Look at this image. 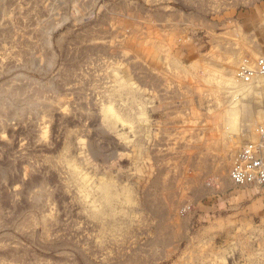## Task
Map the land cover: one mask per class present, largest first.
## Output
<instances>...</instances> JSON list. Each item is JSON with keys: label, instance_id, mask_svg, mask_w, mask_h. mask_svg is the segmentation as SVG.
I'll list each match as a JSON object with an SVG mask.
<instances>
[{"label": "rangeland", "instance_id": "obj_1", "mask_svg": "<svg viewBox=\"0 0 264 264\" xmlns=\"http://www.w3.org/2000/svg\"><path fill=\"white\" fill-rule=\"evenodd\" d=\"M261 27L264 0H0V264H264V191L229 179Z\"/></svg>", "mask_w": 264, "mask_h": 264}, {"label": "built area", "instance_id": "obj_2", "mask_svg": "<svg viewBox=\"0 0 264 264\" xmlns=\"http://www.w3.org/2000/svg\"><path fill=\"white\" fill-rule=\"evenodd\" d=\"M235 76L246 84L264 79V57L245 56L239 62ZM229 179L237 186L264 191V128L259 129L257 140L247 142L235 152Z\"/></svg>", "mask_w": 264, "mask_h": 264}, {"label": "bare ground", "instance_id": "obj_3", "mask_svg": "<svg viewBox=\"0 0 264 264\" xmlns=\"http://www.w3.org/2000/svg\"><path fill=\"white\" fill-rule=\"evenodd\" d=\"M173 59V58H172ZM171 59V62H176L175 61V59H173L172 60ZM228 63V62H227ZM231 64H232V61H231ZM234 64V63H233ZM236 67V66H235ZM224 71H226L227 73H229L230 72V66H226V68H225V70ZM235 73H236V71H235ZM235 78H236V76H235ZM236 80H238L237 78H236ZM261 80L263 81L264 79H262L261 78ZM228 81V80H227ZM239 82H241V83H243L242 81H240V80H238ZM255 83V82H254ZM253 83V84H254ZM240 86V85H239ZM226 164V163H225ZM220 173L223 175L224 174V172L226 171V166H221L220 168ZM221 175V176H222ZM225 177V176H224ZM225 179V178H224ZM221 180H223V179H221ZM224 181V180H223ZM222 187V186H221ZM246 188H248V186H245ZM160 188V187H159ZM101 191H102V193H103V196H104V198H105V200L106 201H109L110 200V194H109V187L108 186H102V188H101ZM114 194V193H113ZM94 195V194H93ZM152 200V199H151ZM157 203V202H156Z\"/></svg>", "mask_w": 264, "mask_h": 264}, {"label": "crops", "instance_id": "obj_4", "mask_svg": "<svg viewBox=\"0 0 264 264\" xmlns=\"http://www.w3.org/2000/svg\"><path fill=\"white\" fill-rule=\"evenodd\" d=\"M259 35H258V37L260 36V37H264V27H261L260 28V30H259V33H258ZM262 41L264 42V38L262 39ZM262 53L264 54V48H263V51H262ZM154 57V59L156 58V56L155 55H153ZM173 60V59H172ZM231 119H234V118H231ZM234 121V120H233ZM222 181V183L225 185L226 184V181L224 180H221ZM227 185V184H226Z\"/></svg>", "mask_w": 264, "mask_h": 264}]
</instances>
